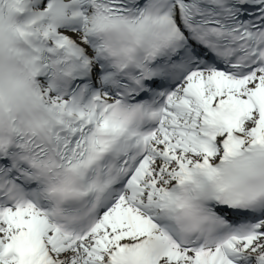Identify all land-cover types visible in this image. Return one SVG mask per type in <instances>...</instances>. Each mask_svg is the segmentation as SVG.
Instances as JSON below:
<instances>
[{
    "label": "snow or ice",
    "instance_id": "obj_1",
    "mask_svg": "<svg viewBox=\"0 0 264 264\" xmlns=\"http://www.w3.org/2000/svg\"><path fill=\"white\" fill-rule=\"evenodd\" d=\"M0 264H264V0H0Z\"/></svg>",
    "mask_w": 264,
    "mask_h": 264
}]
</instances>
